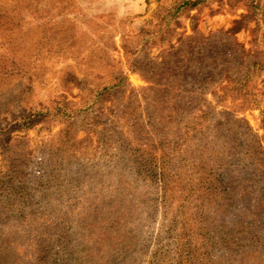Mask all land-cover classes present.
<instances>
[{"label":"rangeland","instance_id":"rangeland-1","mask_svg":"<svg viewBox=\"0 0 264 264\" xmlns=\"http://www.w3.org/2000/svg\"><path fill=\"white\" fill-rule=\"evenodd\" d=\"M0 264H264V0H0Z\"/></svg>","mask_w":264,"mask_h":264}]
</instances>
